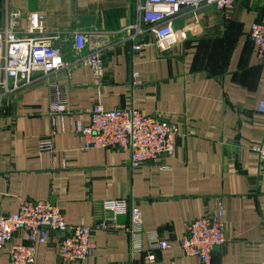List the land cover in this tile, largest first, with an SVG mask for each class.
Instances as JSON below:
<instances>
[{
	"label": "crops",
	"instance_id": "obj_1",
	"mask_svg": "<svg viewBox=\"0 0 264 264\" xmlns=\"http://www.w3.org/2000/svg\"><path fill=\"white\" fill-rule=\"evenodd\" d=\"M33 11L46 15L45 35L59 36L53 43L71 64L0 101V212L54 198L69 225L92 228L96 250L83 264H202L179 247L156 250L149 261L146 238L143 251L132 248L129 214L118 216L117 230L98 227L113 216L103 201L128 199L141 209L146 231L173 243L192 220L222 203L228 241L214 250V264H264V177L252 150L264 137L258 110L264 62L249 39L251 25L264 21V0H238L230 18L214 6L194 15L183 8L174 21L182 41L165 52L152 38L141 51L132 49L125 29L136 17L133 2L0 0V28L12 13L25 27ZM76 31L87 32L89 47L103 51L100 80L74 62ZM57 89L71 114L57 117L64 131L52 135ZM99 99L107 109L134 105L177 123L176 154L134 168L127 150L84 149L73 128L90 123ZM47 139L51 153L39 149ZM63 236L50 232L37 245L34 264H66L58 253ZM13 242L28 243L26 233L18 231ZM9 263L8 248L0 250V264Z\"/></svg>",
	"mask_w": 264,
	"mask_h": 264
},
{
	"label": "built area",
	"instance_id": "obj_2",
	"mask_svg": "<svg viewBox=\"0 0 264 264\" xmlns=\"http://www.w3.org/2000/svg\"><path fill=\"white\" fill-rule=\"evenodd\" d=\"M133 2L135 20L126 27L128 39L134 51H141L152 38L160 51H168L180 44L183 33L174 26L175 18L183 8L196 14L203 6H214L226 18H230L238 0H121ZM47 17L38 11L30 12L25 27L21 26L19 14L12 13L5 27L0 28V101L13 92L67 68L63 51L53 43L59 36L45 35ZM23 31L24 34H23ZM74 37V62L88 65L96 80L105 73L103 51L89 47V36L85 31H76ZM249 39L257 47L258 56L264 62V21L254 22ZM89 47V48H88ZM258 110L264 113V99ZM68 112L63 90L57 89L51 101L53 129L57 133V117L63 119ZM60 129V128H59ZM64 131L62 124L61 129ZM73 132L83 138L84 149H115L130 152V164L137 168L146 163L173 157L177 150V139L181 136L178 124L156 114H146L136 106L107 109L99 99L91 110L90 123L76 122ZM41 152H53V140L39 144ZM258 156V173L264 177V137L252 146ZM167 168L163 166V169ZM54 192L56 190L54 189ZM103 207L113 216L98 225L105 231L120 227L118 216L129 214L128 231L134 251H143L142 240L148 242L149 261H153L156 250L173 247L182 249L185 255L198 257L202 264H214L213 252L228 241L224 209L219 203L216 210L192 220L177 243L166 239L158 231H146L141 209L128 199H107ZM23 230L28 243H16V233ZM63 233L59 242V258L66 264L85 262L96 250L92 240V228L80 224L69 225L54 198L24 200L16 213L0 212V250L8 248L9 264H34L36 247L46 243L49 233Z\"/></svg>",
	"mask_w": 264,
	"mask_h": 264
}]
</instances>
